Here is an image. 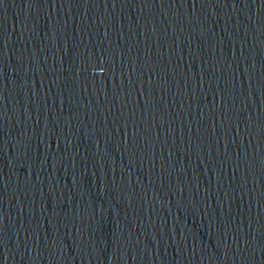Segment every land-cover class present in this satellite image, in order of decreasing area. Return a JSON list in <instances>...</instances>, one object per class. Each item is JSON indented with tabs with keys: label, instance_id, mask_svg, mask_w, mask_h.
I'll list each match as a JSON object with an SVG mask.
<instances>
[{
	"label": "water",
	"instance_id": "obj_1",
	"mask_svg": "<svg viewBox=\"0 0 264 264\" xmlns=\"http://www.w3.org/2000/svg\"><path fill=\"white\" fill-rule=\"evenodd\" d=\"M0 264H264V0H0Z\"/></svg>",
	"mask_w": 264,
	"mask_h": 264
}]
</instances>
